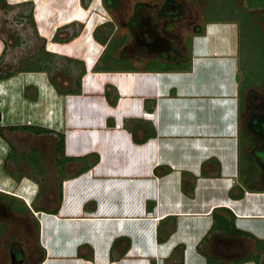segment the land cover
<instances>
[{"label": "rangeland", "instance_id": "1", "mask_svg": "<svg viewBox=\"0 0 264 264\" xmlns=\"http://www.w3.org/2000/svg\"><path fill=\"white\" fill-rule=\"evenodd\" d=\"M42 1H45L44 4ZM4 2V5L0 2V128H3L0 134V259L2 257L1 261H6L8 247L15 243L25 250L28 264H40L42 257L39 251L40 222L37 220V210L56 211L61 200L62 176H72L83 167H92V164L97 160L100 161V158L105 155L106 165L105 163L104 165L111 166L113 173L124 168L123 163H126V160L121 153L128 151L131 140L137 142L136 144H142V133L146 127L149 130L150 125L143 127L145 125L142 118H138L135 113H127L139 100L138 89L132 88L130 90L132 95L126 96L124 102L119 92L126 95L128 93L126 85L134 81L139 82L138 77L132 81L135 72L140 73L150 66L155 68L164 65L159 60H152L145 65V61L133 58L128 64L134 69L131 71V67H129L130 70L128 67V69L123 67L126 66L125 64L118 65L121 63L119 60H115L117 63H114L113 57L119 54L122 47L118 41H115L118 36H112L117 23H111V13L103 0H76L75 5L70 3L68 7L59 2L51 4V1L47 0H4ZM49 3L51 11L42 15L41 13L44 14L42 11L46 9L43 10V6L47 7ZM197 3L202 10L205 9L204 16L207 20H235L239 24L240 75L238 82L239 85L241 82H247L244 90L248 92L252 86H255V82H259L264 77V38L258 31L261 22L257 20L264 0H198ZM107 20L108 24H106ZM92 29L96 31L97 37L106 40V43L112 36L115 44H118L116 46L114 43L109 44L110 49L101 60L106 43L102 45L96 38L92 40L90 37L94 44L91 46L89 33ZM77 38H79L78 42L69 48L55 46L72 42ZM48 45L50 50L46 48ZM63 52L77 53L74 54L76 57H70ZM83 57L85 61L82 60ZM113 65L119 67L117 68L119 70L113 71L111 69ZM96 66L101 67L102 71L97 70ZM159 80L160 76L157 77L154 74L153 83L159 85ZM223 89L221 92L226 95L227 92ZM215 103L224 109L228 107L225 118H221L222 121L226 119L230 123L228 126L226 122L224 129L226 136H235V130L236 133L238 132L240 150L238 183L247 191L250 187L256 190L264 188V184L254 186L253 179L249 177L251 159L243 154L249 152L250 145L244 135L242 138L240 134L238 93L234 98L232 96L221 98ZM151 105V102L146 103L145 107L148 108ZM235 106L236 117L233 110ZM126 115H132V117L126 118L124 117ZM118 124L121 125L118 126ZM23 126L42 130L36 132L21 128L9 129ZM121 130L126 135L125 138L123 133L118 134ZM104 131H108L113 137L106 139L108 141L104 143L102 149L95 147L97 150H94V155L87 156L82 161L74 160L66 163L58 172L56 168L58 163L56 160L59 157L56 152L58 135H62L65 142L69 134H75L79 144L75 147L73 155H70L74 157L93 151L90 149L91 147L93 149L91 140L86 138L90 136L94 139L95 134L98 136ZM164 136L177 138L180 134ZM186 136L193 135L188 134L184 137ZM203 137L206 138L204 142H207L204 150H201L200 146L196 149L191 147L193 151L199 152L195 154V159L191 156L183 158L162 156L157 162L159 165L172 167V172L166 177L163 175L164 177L155 185L157 192H155V199L158 201L157 219L161 220L174 215L159 225L157 236L171 237L163 242L161 249L156 246L160 261L154 259V248H146V246H143L137 255L128 256L131 260H141L139 264H180L181 260H184L181 259L184 253L185 264H200L193 259L198 254L197 245L210 229L209 221L211 220V218H205L203 213L208 210L210 204L229 202L226 194L227 188L231 187L230 179L233 175L231 171L225 169L218 179L202 178L198 163L205 161L208 157H221V151H226L218 145L211 147L213 144L210 145L207 139L210 137L209 134H204ZM69 138L73 140V137ZM100 140L105 141L102 138ZM184 147L188 148V146ZM146 150L149 153V147ZM103 151L105 155L101 153ZM112 152L116 153L119 159L111 158ZM165 152L170 153L169 146ZM149 157L151 158L150 154ZM153 163L150 159H146V170ZM142 167V161L139 163L136 161L134 166L129 165L128 168L120 171L126 172L127 177L132 181L135 175L131 173H143ZM168 169H154L151 178L168 172ZM207 169L208 172L213 173L217 168L215 164H211ZM183 170H188L199 178L196 200H189L184 194L178 192L177 178ZM31 180L37 182L39 187L38 196L34 202H30L34 191L29 188H21L19 194L17 193L22 199L12 196L20 185ZM194 180L193 178H188L187 182L185 180V190L188 195H191ZM207 180L219 188L216 189V186L204 188L207 182H202ZM261 183H264V180ZM240 191L242 196L244 190L238 189V192ZM151 193V195L154 194V192ZM147 196L149 197V193ZM240 203L238 209L241 213L248 214L249 217L264 218V195H247ZM149 205L151 206L150 203ZM147 215L154 217L152 209ZM213 215L231 223V214L222 209L215 210ZM175 216L180 218L177 232L173 234L170 232L175 226ZM211 223L213 225L211 231L199 247L201 252L211 259V264H231L236 259L249 256L256 257L264 264V249L260 251L256 246V237L231 236L224 232L221 225L215 227L214 220ZM260 244L264 248V242ZM186 249L187 252L195 254V256L188 255V261ZM114 259H117V254ZM119 264L128 263L120 262Z\"/></svg>", "mask_w": 264, "mask_h": 264}, {"label": "crops", "instance_id": "2", "mask_svg": "<svg viewBox=\"0 0 264 264\" xmlns=\"http://www.w3.org/2000/svg\"><path fill=\"white\" fill-rule=\"evenodd\" d=\"M47 1H51V4L59 2L65 4L66 7L71 5L70 3L75 5L74 3L76 2V0H68V3L67 0ZM44 2L42 1V4ZM51 4L47 5V7L43 6V10L44 8L47 10L42 11L44 12V14L41 13L42 15H46L45 12L51 11L49 10ZM233 21L222 19L208 20L204 32L193 37L190 61L184 64H167L164 66L160 65L163 67L153 68L150 66L149 68H144L140 73L135 72V75H133L132 81H134L135 77H138L137 80L139 82L134 81L126 85L128 91L126 95L119 92L123 98L122 101H125L126 96L132 95L130 94L132 88L138 89L139 100L127 113L138 115V118L143 119L145 125L143 127L148 124L150 129L147 130L146 128L148 127L144 129L142 144H136L137 142L131 140L128 151L121 153L126 160V163H123L124 168L116 170L115 173H113L111 166L105 167L106 155L103 151L101 153L105 156L101 157L100 161L97 160L92 164V167L88 166L89 168L83 172H80L82 170L80 169L72 176H62L61 200L57 205L56 211L37 210V214L40 215V217L36 215L38 222H40V249L42 257H44L41 264H119L120 262L137 264L141 260H131L128 256L137 255L141 252L143 246H146V248L153 247L154 259L160 261L156 248L159 246L161 249L163 242L168 241L171 236L168 238L162 237L163 239L158 237L159 225L168 217L174 215L161 220L156 217L158 201L155 199V185L164 177L163 175L166 177L172 172V167L159 165L157 162L162 156H175L176 158L179 156L180 158L191 156L195 159V154L199 152L193 151L191 147L196 149L197 146H200L201 150H204L207 145V142H204L206 140L203 137L204 134L210 135L207 139L210 145L213 144L211 147L218 145L225 148L226 151H221V157L212 156L203 162H199V174L203 179H218L225 169L233 174L231 176L232 179H230L231 187L227 188L226 194L229 202L226 204H210L208 210L203 213L205 218H211L209 221L211 227L209 226L210 229L207 234L213 226L211 225L212 220H214L213 212L222 209L231 214L232 220L230 224L238 231L236 234L228 235L256 237L259 242L258 244L256 243V246H258L260 251H263L264 248L260 242H264V237H259L258 235L264 236V218L261 216L249 217L248 214L241 213L238 207L242 199H245L247 195H264V188H262L263 190L259 188L256 190V188L250 187V190L247 191L246 188L244 189L238 183V176H240L238 168V159L240 157L238 132L236 133L235 130V136H226L224 129L227 121L226 119L222 121L221 118H225L228 107L224 109L221 106L222 109H220L221 107L215 103L221 98L229 96L234 98L239 91V24L237 21ZM94 32L95 30L92 29L89 33V39L91 37L93 40ZM78 39L55 46L63 49L69 48L72 44L78 42ZM92 40L91 46L94 45ZM50 45L46 46L47 50H50ZM63 53L66 56L76 57L74 54L77 52ZM82 60H84V57ZM124 67L129 68L131 66ZM117 68L119 67H116V70H112L118 71L119 69ZM131 68L129 70L134 71L133 67ZM154 74L157 77L160 76L159 85H155L152 81ZM116 88L118 87L116 86ZM222 89L227 92L226 95L222 94ZM118 90L120 89L118 88ZM150 102L152 105L146 108L145 104ZM233 110H235L236 117V106ZM124 117L128 118L132 117V115ZM122 124L124 123L122 122ZM227 124L229 126L230 123L227 122ZM122 131H119L118 134L123 133V137L126 136ZM166 134H180V136L167 138L164 136ZM188 134L193 136L184 137ZM99 135L95 134L94 139L87 135L86 139L91 140L93 146V149L92 147L90 148L93 150L91 151L92 153L86 152L84 155L72 157L70 155H73L75 147H78L79 143L75 139V134H69L64 142V155L59 156L57 154L59 156L56 160L58 161V164H56L58 172L61 171L66 163L74 160L82 161L87 156L94 155L95 147L102 149L104 143L108 141L106 139L113 137L108 131L99 133ZM118 136L120 137V135ZM69 137H73V140H70ZM101 138L105 141H101ZM167 146L170 148L169 154L165 152ZM184 146H188V148ZM147 147H149V153L146 152ZM110 156L114 160L116 158L119 159L114 152L110 153ZM229 156L231 157L230 159ZM146 159L154 162L147 170L145 167ZM136 161L138 163L142 161L143 173H131L135 176L132 175L134 179L130 181L126 172L120 170H124L132 164L134 166ZM211 164H215L217 168L213 173L208 172L209 170L207 169ZM163 168H169L168 172L151 178L154 169ZM249 177L253 179L252 172H249ZM188 178L195 179L192 184L191 195H188L185 190L184 183L185 180L187 182ZM177 180L178 192L184 194L189 200H196L198 176L188 170H183ZM202 183H206L204 186L206 189L208 186H216L209 180ZM21 188H29V190L34 191L30 199V202H34L39 192L37 182L31 180V182L28 181V183L20 185L12 196L21 198L18 195ZM218 188L219 186H216V189ZM238 189L244 190L242 196L240 195L241 191L238 192ZM151 192H154V194L151 195ZM147 193H149V197H146ZM151 209L152 213H154L153 218L147 215ZM179 218L180 216L175 218V226L170 233L174 234L177 232ZM207 234L205 233L197 245V256L187 252L186 249L187 261L189 260V255L195 256L193 261L197 263L211 264V259L199 249ZM115 254H117V259H114ZM181 259L184 260H181L180 263L183 264L184 262L185 264L184 253ZM161 260L163 261V258ZM238 264L262 263L257 259V261L247 260Z\"/></svg>", "mask_w": 264, "mask_h": 264}, {"label": "flooded vegetation", "instance_id": "3", "mask_svg": "<svg viewBox=\"0 0 264 264\" xmlns=\"http://www.w3.org/2000/svg\"><path fill=\"white\" fill-rule=\"evenodd\" d=\"M103 2L111 13V23H117L112 36H118L115 41L119 42L122 49L113 58L114 63H117L115 60L121 62L118 63L120 66H130L129 61L133 58L145 61V65L152 60H159L163 65L187 63L191 58L193 37L204 32L208 21L204 16L205 9L202 10L198 0ZM258 15L256 19L262 23L258 31L264 38V5ZM106 22L108 24V20ZM112 36L105 42L103 57L110 49L109 44H115ZM245 83L239 85L240 103L237 109L241 137L244 135L250 145L249 152H243V155L251 159L253 185L256 186L264 184L261 183L264 180V77L255 82L248 92L244 90ZM39 251L41 254L40 248ZM5 257L4 262L1 257L0 264H28L25 250L15 243L8 247Z\"/></svg>", "mask_w": 264, "mask_h": 264}, {"label": "trees", "instance_id": "4", "mask_svg": "<svg viewBox=\"0 0 264 264\" xmlns=\"http://www.w3.org/2000/svg\"><path fill=\"white\" fill-rule=\"evenodd\" d=\"M0 2H1V4L2 5H4V0H0ZM30 15V14H29ZM94 38H96L97 39V41H99L100 43H102V44H105V42H106V40H104V39H100V38H98L97 37V35H96V31L94 32ZM102 59V57L100 58V60ZM117 67V66H116ZM115 65H113V66H111V69H114V70H116L115 68ZM97 70H101L102 68L101 67H98V66H96L95 67ZM101 68V69H100ZM127 68V67H126ZM188 69H189V67H188ZM129 70V69H128ZM0 124H1V115H0ZM17 128H21V129H26V130H29V131H36V132H38V131H41L42 129H40V128H36V127H28V126H23V127H10L9 129H11V130H16ZM2 130H3V128H0V134H2ZM56 152H57V154L59 155V156H63L64 155V137L62 136V135H58V138H57V144H56ZM242 158V157H241ZM240 161H241V159H240ZM58 164V163H57ZM82 170L80 171V172H83V171H85V170H87L88 169V166H86V167H83V168H81ZM249 172L251 173H253V170H252V167H251V169L249 168ZM7 173H8V175H10V172H8L7 171ZM242 194V193H241ZM214 221H215V224H214V226L216 227L217 225H221L222 226V228H223V230H224V232L226 233V234H236L238 231H236L235 229H234V227L230 224V221H228V220H226V219H224V218H222V217H219V216H217V215H214ZM256 243L258 244L259 242L256 240ZM247 260H255V261H257V258L256 257H254V256H249V257H246V258H243V259H240V260H236V261H234L233 263H231V264H238V263H240V262H244V261H247ZM180 264H182V263H180Z\"/></svg>", "mask_w": 264, "mask_h": 264}, {"label": "built area", "instance_id": "5", "mask_svg": "<svg viewBox=\"0 0 264 264\" xmlns=\"http://www.w3.org/2000/svg\"><path fill=\"white\" fill-rule=\"evenodd\" d=\"M159 248V247H158Z\"/></svg>", "mask_w": 264, "mask_h": 264}]
</instances>
